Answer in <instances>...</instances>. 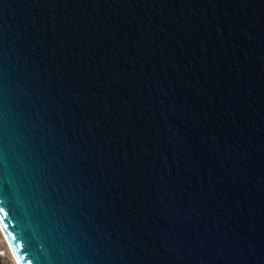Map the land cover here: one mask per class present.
Segmentation results:
<instances>
[{
  "label": "water",
  "instance_id": "obj_1",
  "mask_svg": "<svg viewBox=\"0 0 264 264\" xmlns=\"http://www.w3.org/2000/svg\"><path fill=\"white\" fill-rule=\"evenodd\" d=\"M0 224L19 264H264V0H0Z\"/></svg>",
  "mask_w": 264,
  "mask_h": 264
},
{
  "label": "rangeland",
  "instance_id": "obj_2",
  "mask_svg": "<svg viewBox=\"0 0 264 264\" xmlns=\"http://www.w3.org/2000/svg\"><path fill=\"white\" fill-rule=\"evenodd\" d=\"M6 245L0 234V264H14Z\"/></svg>",
  "mask_w": 264,
  "mask_h": 264
},
{
  "label": "bare ground",
  "instance_id": "obj_3",
  "mask_svg": "<svg viewBox=\"0 0 264 264\" xmlns=\"http://www.w3.org/2000/svg\"><path fill=\"white\" fill-rule=\"evenodd\" d=\"M1 228H2V226H1V224H0V234H1V237H2V239H3V241H4V243L7 244L6 246L8 247V248H7L8 253H9L10 256H11V258H12V260H13V263H14V264H19V263H18L19 260H18V258H17V256H16L15 252H14V249L12 248V246H11V244H10V242H9V240H8V238H7L6 234H5V232H4V230H3V229L1 230Z\"/></svg>",
  "mask_w": 264,
  "mask_h": 264
}]
</instances>
